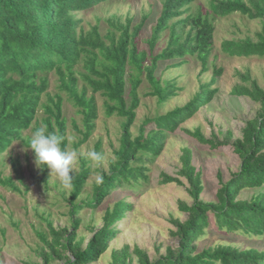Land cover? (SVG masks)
<instances>
[{
	"label": "trees",
	"instance_id": "1",
	"mask_svg": "<svg viewBox=\"0 0 264 264\" xmlns=\"http://www.w3.org/2000/svg\"><path fill=\"white\" fill-rule=\"evenodd\" d=\"M104 1L0 0V156L12 142L22 138V132L29 129L33 122H38L40 109L43 112L41 123L49 130L63 134L68 145L63 93L83 116L84 130L75 127L82 135L74 145L76 149L95 130L98 118L95 94L99 93L104 98L107 117L115 115L124 119L120 145L115 150L109 171L101 174L103 182L94 185L91 198L77 202L91 175L87 159L80 158L81 168L74 173L70 194L71 228H57L46 219L50 239L42 237L48 249H42V264H50L54 260H64L63 264H87L108 249L109 242L117 233L114 224L125 216L131 205L120 200L113 209H108L103 227L98 231L91 229L94 234L85 247L84 238L79 237L77 232L82 223L79 212L84 207L95 209L123 184L137 186L141 180H146L148 176L144 163L160 154L167 132H174L180 123L211 102L217 92L212 84L222 74L221 69H216L212 83L201 84L200 90L187 104L155 118L156 127L148 131L145 127L147 121L140 128L139 135L133 137L131 127L140 105L138 88L142 76L145 74L152 87L147 95L157 97L160 103L177 96L181 88L176 81L156 75L159 62L191 55L202 62L200 73H205L213 48L215 25L208 15L201 12L190 14L195 0H162L161 15L147 40L149 53L138 46V36L146 16L136 25H133L132 18L125 23L111 22L113 28L106 34H102L98 26L89 30L83 28L77 13ZM211 10L213 17L240 13L250 19L261 20L263 27L257 34V41L249 37L226 40L223 48L235 57H264V0H212ZM165 30L170 32L168 44L154 55L157 42ZM184 62L182 60L178 65ZM51 72L58 78L59 91L55 94L48 91ZM238 75L243 83L233 88V94L249 97L261 105L257 115L246 121L242 137L231 142L230 133H227V140L221 141L205 137L200 129L185 132L210 149L231 146L241 160L239 170L226 181L220 178L221 187L217 190L216 199L204 201L201 198L204 188L200 172L193 164L192 151L183 148L182 167L177 176L162 173L159 180L161 185L174 183L181 186L184 185L183 177L189 183L188 193L193 203L180 201L178 204L179 210L187 213L188 218L184 221L172 220L177 228L172 234L179 239L178 247L176 250L169 248L166 255L152 260L138 246L131 252L130 246L125 245L112 252L111 264H131V253L137 256L138 264H264V251L256 248L217 244L199 251L196 245L210 225V214H213L218 229L264 235V190L252 194L250 198H239L243 189L264 187V88L249 74ZM43 96L45 101H42ZM100 148L101 142L97 144L96 151L99 152ZM42 174L39 181L46 183L48 169H43ZM0 183L20 192L11 179L0 178ZM68 252L71 256H66Z\"/></svg>",
	"mask_w": 264,
	"mask_h": 264
},
{
	"label": "rangeland",
	"instance_id": "2",
	"mask_svg": "<svg viewBox=\"0 0 264 264\" xmlns=\"http://www.w3.org/2000/svg\"><path fill=\"white\" fill-rule=\"evenodd\" d=\"M212 0H195L191 6L190 14L203 13L213 19L215 30L213 48L208 57L205 73L202 62L195 56L186 55L183 59L160 61L156 75L162 79L175 80L181 88L178 95L165 103H160L155 96H149L152 90L145 74L138 88L140 105L136 110V119L131 127L132 136L139 135L140 128L146 124V131L156 127L154 119L165 115L176 107L187 104L200 90L201 84L212 83L214 71L221 69L222 74L216 78L212 88L217 92L211 102L202 106L191 118L179 124L174 132H167L162 151L154 159L144 163L146 167V180H141L140 185L130 186L123 184L108 196L95 209L82 208L79 216L82 223L77 230L79 237L84 238L83 247L92 238L93 232L100 230L104 225V215L108 209H113L115 204L124 200L131 205L125 216L114 224L117 233L109 242L108 249L96 260L87 264H111L112 252L125 245L130 246V251L138 246L146 251L152 260H157L166 255L169 248L176 250L179 239L172 232L177 230L173 219L184 221L188 214L178 208L180 201L188 204L193 199L188 193L189 183L181 177L184 185L159 183L162 173L177 176L182 167L181 155L183 148L192 151L193 164L203 185L201 198L204 201L216 199L217 190L221 187L220 178L226 181L236 173L240 167V158L233 152L231 146L219 149H210L185 131L200 129L207 138L215 137L221 141L227 140V133L231 134L230 141L242 137L247 120L254 118L260 111V103L249 97L233 94V88L242 84L239 73L249 74L252 79L264 88V57H235L223 48L226 40H243L251 38L258 40L257 34L262 31L263 23L259 19H250L240 13L226 17H213L211 10ZM162 12V0H106L89 10L77 13L81 25L85 30L98 26L102 34L111 28V22L125 23L128 18L133 19V25L147 17L138 36V46L149 52L148 39ZM170 32L165 30L157 42L154 55L166 48ZM150 53V52H149ZM148 60L150 55L148 54ZM182 60L185 62L179 64ZM176 65V66H172ZM78 66V68H80ZM51 94L57 93L58 78L51 72L49 74ZM81 84V82H80ZM128 85V84H127ZM129 88V85H128ZM129 91V90H128ZM91 95V92H88ZM64 116L67 120L68 147L75 148V144L82 135L75 129L84 130L83 116L78 109L68 101L67 95L62 94ZM98 106L96 127L89 139L78 149L79 160L75 172L81 168V157H85L91 168V175L77 202L91 198L96 177L103 171L107 172L110 162L115 158V150L119 148L122 123L124 119L118 116L107 117L104 109V98L95 94ZM46 97H42L45 101ZM42 109L38 111L37 120L31 127L22 132V138L10 144L0 156V178L11 179L20 189L16 192L0 183V263L1 264H37L43 263L42 249L48 250L42 240L43 236L50 239L47 220H51L55 227L71 228L70 223V194L71 188H64L55 177H50L48 170L47 182L39 181L43 177L42 170L34 163V153L28 149V141L32 130L41 125ZM101 142L99 152L105 156L102 164H95L88 159L87 153L96 151L97 144ZM27 150V151H25ZM262 188L243 189L239 198H250ZM217 244L233 245L240 248H256L264 251V235H250L244 232H227L218 229L213 214H210V225L206 233L196 241L198 250ZM71 256V253H66ZM64 260H54L50 264H63ZM131 264H138V258L131 253Z\"/></svg>",
	"mask_w": 264,
	"mask_h": 264
},
{
	"label": "clouds",
	"instance_id": "3",
	"mask_svg": "<svg viewBox=\"0 0 264 264\" xmlns=\"http://www.w3.org/2000/svg\"><path fill=\"white\" fill-rule=\"evenodd\" d=\"M63 134L56 130H49L48 126L41 124L35 127L29 137L28 149L34 153V163L37 168L50 170V177L55 176L64 188H71L79 152L69 148ZM25 150V151H27ZM88 159L99 165L105 159L102 152L91 150L87 153ZM97 183L103 182V176L96 177Z\"/></svg>",
	"mask_w": 264,
	"mask_h": 264
}]
</instances>
